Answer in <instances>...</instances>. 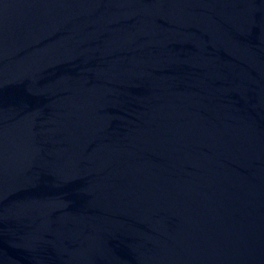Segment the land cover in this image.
Listing matches in <instances>:
<instances>
[{"label": "water", "instance_id": "95a60500", "mask_svg": "<svg viewBox=\"0 0 264 264\" xmlns=\"http://www.w3.org/2000/svg\"><path fill=\"white\" fill-rule=\"evenodd\" d=\"M0 264H264V0H0Z\"/></svg>", "mask_w": 264, "mask_h": 264}]
</instances>
